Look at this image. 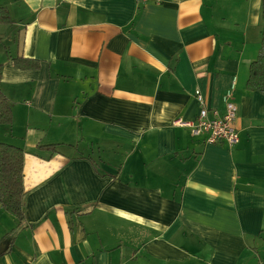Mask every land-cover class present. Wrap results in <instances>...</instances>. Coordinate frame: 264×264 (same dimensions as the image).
Here are the masks:
<instances>
[{
	"label": "crops",
	"instance_id": "obj_1",
	"mask_svg": "<svg viewBox=\"0 0 264 264\" xmlns=\"http://www.w3.org/2000/svg\"><path fill=\"white\" fill-rule=\"evenodd\" d=\"M0 8V142L25 152L26 193L22 223L0 207V264H264V94L247 89L262 0ZM234 82L235 147L175 124L198 118V90L223 115Z\"/></svg>",
	"mask_w": 264,
	"mask_h": 264
},
{
	"label": "trees",
	"instance_id": "obj_2",
	"mask_svg": "<svg viewBox=\"0 0 264 264\" xmlns=\"http://www.w3.org/2000/svg\"><path fill=\"white\" fill-rule=\"evenodd\" d=\"M262 17L261 48L258 58L250 66L247 89L250 92L264 94V0H262ZM0 24H11L10 14L3 8H0ZM11 62L21 69H37L40 67L38 61L24 57L11 59ZM4 67L5 65L0 63V125L10 126L13 124V110L10 100L1 88ZM42 148L51 151L56 150V146ZM24 162L25 152L21 148L0 142V207L20 223L25 219L23 208L26 194L23 175ZM4 240V238H0V246L5 243Z\"/></svg>",
	"mask_w": 264,
	"mask_h": 264
},
{
	"label": "built area",
	"instance_id": "obj_3",
	"mask_svg": "<svg viewBox=\"0 0 264 264\" xmlns=\"http://www.w3.org/2000/svg\"><path fill=\"white\" fill-rule=\"evenodd\" d=\"M160 5L162 0H141ZM235 82L225 94L223 101L226 111L223 115L216 110H211L202 95L196 91V98L200 102L201 110L198 118L189 123L177 121L175 124L188 127L194 137H204L208 145L227 144L230 148L239 143V135L235 126L238 109L233 101Z\"/></svg>",
	"mask_w": 264,
	"mask_h": 264
},
{
	"label": "rangeland",
	"instance_id": "obj_4",
	"mask_svg": "<svg viewBox=\"0 0 264 264\" xmlns=\"http://www.w3.org/2000/svg\"><path fill=\"white\" fill-rule=\"evenodd\" d=\"M2 33L3 34L9 33L10 35H14L15 32H14L13 27L9 25L4 26L0 24V34ZM9 49L14 50V47L11 46V44H8L7 42H5V40L1 39V36H0V62H2L4 59L6 60L7 59L6 56L8 57V55H10Z\"/></svg>",
	"mask_w": 264,
	"mask_h": 264
},
{
	"label": "water",
	"instance_id": "obj_5",
	"mask_svg": "<svg viewBox=\"0 0 264 264\" xmlns=\"http://www.w3.org/2000/svg\"><path fill=\"white\" fill-rule=\"evenodd\" d=\"M5 251H6V246L3 244L0 246V256L3 255Z\"/></svg>",
	"mask_w": 264,
	"mask_h": 264
}]
</instances>
